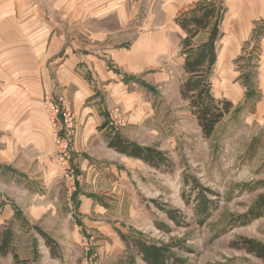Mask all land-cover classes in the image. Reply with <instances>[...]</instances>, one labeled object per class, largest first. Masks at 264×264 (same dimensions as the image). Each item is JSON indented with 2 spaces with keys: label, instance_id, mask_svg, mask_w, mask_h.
<instances>
[{
  "label": "rangeland",
  "instance_id": "1",
  "mask_svg": "<svg viewBox=\"0 0 264 264\" xmlns=\"http://www.w3.org/2000/svg\"><path fill=\"white\" fill-rule=\"evenodd\" d=\"M196 3L74 0L61 4L73 9L74 19L81 18L72 22V41L89 45L94 40V51L133 53L131 62L119 69L141 83L133 87L130 98L123 97L122 104L104 98L102 108L98 99L82 97L80 89L86 83L77 82L62 95L51 96L48 86L37 99L39 112L29 116V104L16 99L13 84H0V219L5 205L9 206L6 216L13 212L0 222V233L12 228L20 260L27 264H145L127 251L121 233L164 247L182 264H264V259L231 247V242L243 238L264 245V216L244 226H229L264 192V118L250 116L256 100L254 60L240 58L242 54L233 59L227 73L232 80L238 76L243 98L212 136L204 138L179 92L184 79L180 55L184 34L175 19ZM204 38L202 33L197 42ZM223 68L213 69L216 99L229 86ZM47 69L57 77L56 62ZM60 98L72 118L73 135L67 138L65 156L55 143L56 137L65 138L59 130L64 123L61 115L53 123L49 108L51 99L62 106ZM106 121L125 139L164 153L167 167L155 169L109 149L108 130L102 129ZM54 124L59 125L55 130ZM192 180L209 192L207 216L198 214ZM75 190L76 197L72 196ZM15 209L21 211L19 215ZM167 211L175 214L176 222ZM38 216L35 221L33 217ZM35 228L53 238L59 257H51ZM8 256L0 257V264H13L12 257L3 259Z\"/></svg>",
  "mask_w": 264,
  "mask_h": 264
},
{
  "label": "crops",
  "instance_id": "2",
  "mask_svg": "<svg viewBox=\"0 0 264 264\" xmlns=\"http://www.w3.org/2000/svg\"><path fill=\"white\" fill-rule=\"evenodd\" d=\"M73 1L0 0V84H13L12 90L18 92L16 99L29 104V116L39 112L36 110L39 107L37 99L40 94L43 96L48 86V93L54 96L62 95V91L68 92L70 85L77 82L86 83L80 89L82 97L92 96L91 98L98 99L100 107L104 108V98L112 103L122 104L123 97L130 98L133 87L137 85L134 80L136 76L122 74L119 69L124 63L131 62L134 58L132 52L123 53L122 49L94 51L97 50L93 47L96 45L94 40L88 45L86 42L77 44L70 39L72 22L81 18L74 19L73 9H66L61 4ZM189 1L195 3L201 0ZM223 5L226 11L220 26L222 38L217 44L220 51L215 67H224L222 76L229 86L219 99L229 100L234 105L243 98L238 76H234L232 80L231 73L227 71L232 67L233 59L236 60L241 54L243 57L240 58L245 60L250 57L254 60L253 86L256 93L254 110L250 116L263 120L264 0H223ZM96 41L102 40L97 38ZM56 57L59 58L57 61ZM55 62L57 77L47 69L51 65L55 67ZM80 68L84 69V73ZM62 72H66L65 78L61 77ZM62 82L63 84H60ZM4 131H8V126H4ZM8 207L4 206L1 223L13 215L12 211L5 215ZM39 217L33 218L38 221ZM3 259L11 261V256ZM1 260L2 258L0 262Z\"/></svg>",
  "mask_w": 264,
  "mask_h": 264
},
{
  "label": "trees",
  "instance_id": "3",
  "mask_svg": "<svg viewBox=\"0 0 264 264\" xmlns=\"http://www.w3.org/2000/svg\"><path fill=\"white\" fill-rule=\"evenodd\" d=\"M223 0L200 1L189 9L179 12L175 22L184 34L180 40V52L183 57L182 71L184 79L180 85V96L188 103L191 115L197 122L204 138H210L216 127L228 116L233 104L226 99H216L212 94L211 78L217 61V44L222 38L220 26L225 14ZM204 33L205 38L197 42L198 37ZM137 84L141 80L134 79ZM254 87V86H253ZM250 90L248 95L251 96ZM253 94L256 97L255 89ZM247 95V96H248ZM102 129L106 132L107 147L117 154L127 158L139 160L149 167L160 169L167 167V159L164 153L154 146H141L135 142L125 139L119 132L108 128L107 121L103 123ZM196 189L197 211L204 217L209 214V200L205 195L209 193L192 180ZM190 183V182H189ZM263 188H264V183ZM78 187V182L75 183ZM77 190L72 193L75 196ZM71 196V197H72ZM76 197V196H75ZM162 209V208H161ZM20 211L15 209V214ZM172 221H177L175 214L168 212ZM264 216V192L260 194L247 209V211L235 219H231L229 226H244ZM48 248L51 257H59L58 245L56 242L39 228H35ZM14 232L11 227L0 233V257L11 255L13 264H27L19 259L14 245ZM127 251L131 256H138L145 264H182L177 258H173L162 246L151 244L143 239L119 234ZM231 247L243 250L256 258L264 259V245L252 239H241L231 242ZM130 264H135L133 261Z\"/></svg>",
  "mask_w": 264,
  "mask_h": 264
},
{
  "label": "built area",
  "instance_id": "4",
  "mask_svg": "<svg viewBox=\"0 0 264 264\" xmlns=\"http://www.w3.org/2000/svg\"><path fill=\"white\" fill-rule=\"evenodd\" d=\"M47 98V97H46ZM49 99V98H48ZM61 101V104L62 106L59 104L57 105L55 103V101L53 99L49 100V108L51 110V115H52V119H53V123L55 121V118L56 116H60L62 117V120H63V128L62 126H59L58 124H54V130H55V127H58L59 126V130L63 133L65 132L64 134V137L65 138H55V143L62 148V153L63 155L65 156V149L67 148V138H69L70 136L73 135V130H72V118L69 116V113H68V110H69V107L66 105V103L64 101H62V98L59 99ZM65 100V99H64ZM61 106V107H60ZM61 108V110H60ZM62 111V112H60ZM56 133V132H55Z\"/></svg>",
  "mask_w": 264,
  "mask_h": 264
}]
</instances>
